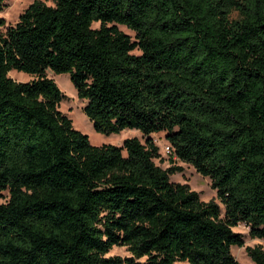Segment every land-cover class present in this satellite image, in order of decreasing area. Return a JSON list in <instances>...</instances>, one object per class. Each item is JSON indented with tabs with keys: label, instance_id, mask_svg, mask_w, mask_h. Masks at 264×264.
Instances as JSON below:
<instances>
[{
	"label": "trees",
	"instance_id": "1",
	"mask_svg": "<svg viewBox=\"0 0 264 264\" xmlns=\"http://www.w3.org/2000/svg\"><path fill=\"white\" fill-rule=\"evenodd\" d=\"M47 1L0 18V264H239L233 228L264 239V0ZM48 71L96 133L144 142L92 146ZM157 133L215 199L170 182Z\"/></svg>",
	"mask_w": 264,
	"mask_h": 264
},
{
	"label": "rangeland",
	"instance_id": "2",
	"mask_svg": "<svg viewBox=\"0 0 264 264\" xmlns=\"http://www.w3.org/2000/svg\"><path fill=\"white\" fill-rule=\"evenodd\" d=\"M35 0H3V9L0 13V18L4 19L5 25L2 30L8 26H13L18 19V16ZM44 2L46 5H51L50 1L38 0ZM231 18H236V13L231 15ZM93 28H97L98 24H93ZM119 29L129 35L131 38L134 37V33L120 26ZM139 54V52H135ZM48 78H52L57 85L58 89L65 96L59 105V110L61 113L66 115L72 122V126L75 130L86 135L89 138V142L92 146L99 147L102 145H115L120 146L125 139L132 137L138 138L141 142H144V138L139 132L136 131H122L115 135L105 136L96 133L93 130L91 122L84 115L82 108L85 101L79 100L76 95V91L72 86L69 79V74H51L49 71L45 73ZM8 77L16 82H29L35 77L28 76L24 73H19L16 71H11ZM154 144L158 147L159 158L154 159V163L161 169H167L171 166L180 167L181 172L171 175L169 180L174 184H187L190 190L196 192L199 196L200 201L208 202L215 199V191L210 188V180L208 178L202 177L196 173L194 168L186 163H183L174 157L165 154V148L168 143L165 141L164 133L152 134L149 136ZM8 200L7 192L2 193V198L0 199V204L5 203ZM235 233H239L243 236L244 246L242 248L233 247L231 253L235 260L239 264H253L250 258L247 256L246 249L260 246L264 249V239H251L248 236V228L243 224L237 225L233 228ZM107 256H119V257H130V252L125 247H114L112 248ZM185 264V263H183Z\"/></svg>",
	"mask_w": 264,
	"mask_h": 264
},
{
	"label": "built area",
	"instance_id": "3",
	"mask_svg": "<svg viewBox=\"0 0 264 264\" xmlns=\"http://www.w3.org/2000/svg\"><path fill=\"white\" fill-rule=\"evenodd\" d=\"M165 154H168V155H170V156H173V154H172V150H171V148H170L169 146H167V147L165 148Z\"/></svg>",
	"mask_w": 264,
	"mask_h": 264
}]
</instances>
